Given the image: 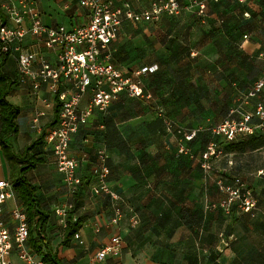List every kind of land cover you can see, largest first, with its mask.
Returning <instances> with one entry per match:
<instances>
[{
	"label": "crops",
	"instance_id": "1",
	"mask_svg": "<svg viewBox=\"0 0 264 264\" xmlns=\"http://www.w3.org/2000/svg\"><path fill=\"white\" fill-rule=\"evenodd\" d=\"M79 1L36 0V3L47 26L63 25L70 29L89 20V11L80 6ZM125 1L141 11L152 0ZM190 14L193 16L181 28L168 24L173 20L181 21L184 13L175 19L165 16L157 23L126 21L110 44L108 52L113 62L127 76H135L141 69L152 66H156L157 70L141 75V78L144 76L142 86L145 95L149 97L139 99L121 94L107 111L128 143L129 152L106 146L103 117L99 114L93 115L88 124L73 136L71 153L79 160L77 173L83 181L82 190L75 193L83 195L77 199L80 206L75 205L74 194L65 186L52 152L40 164H53L55 178L43 176L35 168L26 173L32 184L37 186L42 205L51 213L44 228L45 242H49L52 252L57 254L62 264L112 263L110 257L97 262L95 255L115 233L121 234L124 241L118 264H260L259 261L264 260L258 250L254 220L249 214H237L232 233L226 214L218 206L219 193L215 186L218 174L207 177L190 158L174 155L176 134L164 125L165 118H172L176 128L215 124L209 117L213 95L219 92L216 88L213 90L212 78L226 89L221 96L223 102L230 100V105L241 95L240 80L227 74V63L222 57L219 42L212 39L213 32L204 26L199 27L196 14ZM42 41L43 37L27 36L25 45L30 50H40L52 61L56 60L57 52L47 50ZM246 51L255 52L256 45L246 46ZM16 58L14 54L1 65L6 71H13V74L7 73L15 77L16 82L7 99L21 109L17 119L19 132L0 139V179H11L12 182L16 171L11 170L9 163H13L11 160L18 158L29 145L28 133L36 125L54 118L57 105L53 104L54 96L45 88L35 93L29 83H19ZM213 67L216 68L210 74ZM183 71L187 75L181 84L175 74ZM251 84L246 87V93ZM197 87H202L198 93ZM45 100L52 105L47 107ZM38 109H45L47 114L37 124L33 117ZM93 128L101 135H87ZM11 139L14 152L10 151ZM44 148L49 149L47 144ZM100 148H105L109 155V184L122 197L125 211L119 225L110 224L114 214L112 199L93 192L96 177L91 166ZM129 161H133L134 166L128 165ZM259 189L255 192L257 211H261L264 205V190ZM67 200L74 203V221L79 222L78 233L84 241L82 245L74 237L70 246L62 244L64 237L60 234L57 225L59 217L54 209ZM17 206L25 209L13 188V195L4 206V217L11 229L15 225L11 211ZM135 215L139 223L137 227L130 228L131 218ZM29 245L36 257L43 260L47 253L45 244H38L40 252L37 251L39 248L33 247L32 241ZM11 259L14 264H25L16 253Z\"/></svg>",
	"mask_w": 264,
	"mask_h": 264
},
{
	"label": "built area",
	"instance_id": "2",
	"mask_svg": "<svg viewBox=\"0 0 264 264\" xmlns=\"http://www.w3.org/2000/svg\"><path fill=\"white\" fill-rule=\"evenodd\" d=\"M208 1L189 0L190 5H186L185 0H159L137 11L128 1L80 0V6L89 11V20L69 29L63 25L47 26L36 0H0V65L16 54L19 83H29L35 93L45 88L54 96L53 104H60L58 121L46 131L44 140L51 148L57 170L62 174L64 184L71 194L80 190L82 184L77 173L79 160L71 153L73 136L88 124L95 112L106 113L121 92L139 99L149 97L144 93L141 75L155 71L157 67L143 68L135 76H127L115 66L108 52L124 22H158L163 14L177 15L192 7H196L197 14L203 16ZM236 1L245 3L248 0ZM27 36L43 37V46L57 52L56 60L52 61L40 50L28 49L25 45ZM260 59L263 62L260 77L253 82L247 93L236 98L228 116L211 129L214 137L198 158L207 176L214 172L216 162L224 156L221 141L234 142L257 131L264 132V51L260 53ZM45 102L47 107L52 105V102ZM46 114L45 109H38L33 117L34 123H40ZM167 127H171L169 122ZM198 130L180 131L183 136L179 139L180 154H191L186 142L192 141ZM107 160V150L98 149L97 166L93 169L97 183L93 192L112 199L114 214L110 224L119 225L123 216L119 203L121 196L109 184L111 170ZM258 174L264 179L263 169ZM215 184L221 193L219 204L226 213L234 206L243 213H250L257 208L258 201L253 190L241 179L229 181L221 175L215 179ZM12 195V183L0 179V264H14L11 259L13 253L25 264H46L30 248V230L25 209L19 206L12 209L15 223L13 229L4 217V206ZM73 209L74 203L69 200L54 209L64 227ZM131 222L136 225L137 218L133 217ZM75 238L79 243H84L78 232ZM123 243L122 235L115 233L109 243L98 249L95 260L103 262L110 257L113 259L110 264H118Z\"/></svg>",
	"mask_w": 264,
	"mask_h": 264
},
{
	"label": "rangeland",
	"instance_id": "3",
	"mask_svg": "<svg viewBox=\"0 0 264 264\" xmlns=\"http://www.w3.org/2000/svg\"><path fill=\"white\" fill-rule=\"evenodd\" d=\"M187 14L188 13H184V18L181 21L173 20L170 21L168 25L175 26L176 28L185 27L184 25H186L187 20L190 18V16H193L190 13V15ZM195 17L197 19V22L200 23L197 24L199 27L204 26L207 28V30L213 32L212 39L216 43L219 42L218 45L221 46L222 57L227 63V74L229 76H233L235 79L240 80L239 85L242 86V89L239 92L241 95H244L246 93V87H248L250 83L254 82L257 79L262 67L259 59V52L264 49V0H249L244 4H235L229 7L213 6L211 8V14L208 18L203 19L198 15H195ZM245 35H248V38H245ZM250 45H256L255 52L247 53L246 46L249 47ZM216 67H213L211 69L210 74L214 72V69ZM7 72L13 74V71H6L3 66L0 67V73H2V75L7 78L9 77L10 79H12L11 81L14 82L15 77L12 78ZM212 86L213 90L216 88L219 93H214L213 95V108L212 114L209 119L212 123H216L224 115L225 109L227 108L228 103H230V100H227L226 102L222 101L221 96L224 94L223 91L226 89L223 85H219L218 83H216L214 78H212ZM200 88L197 87V93L201 91ZM234 91L235 90H233L232 92ZM115 107H117V105H115ZM52 120L53 117H51L44 124L40 123L36 125L34 129L28 133L29 136L27 137V142L30 141V143H32L33 141H35L39 137L41 132H45L47 130L49 126L48 124L51 123ZM94 134L97 136L101 135L100 132H98L94 128L92 131H89L87 135ZM11 140L10 151L14 152L15 150L13 147V139ZM77 148L78 144L76 143L75 149ZM37 149L40 150L41 145L38 146ZM227 157L232 158L234 160V163L230 164V161L227 164L224 159L220 162H217V168L223 169L219 171L220 173L225 172L227 174L226 178H228L229 180H232L234 178L241 179L254 192H257L259 188H262L261 191L264 190V179L261 175L258 174L259 170H264V138H241L231 147L229 153H227ZM11 161H13V163L9 164L12 171H16L17 167L21 164H26L20 157ZM128 165L134 166V162L129 161ZM35 171L41 172L43 176L47 175L50 178H55L56 170L53 164L50 165V163L48 162L38 164L35 167ZM219 172L216 174L219 175ZM10 181L12 182L11 179ZM80 196L83 195H72L75 205L80 204L77 201ZM257 208L252 212L246 214H249L250 219L254 220L255 222L254 225L256 226L255 229L257 235L258 250L260 252V255L264 256V205L261 211H257ZM236 218V213L235 215H233V217L229 216L227 218L228 228L232 230L233 234L235 230L234 228ZM57 225L59 226L58 228L60 230V234H63L64 237L65 227H63V225L59 223L58 219ZM74 239L76 240L75 236ZM78 244L82 245L81 243H79V241ZM262 262H264L263 259L259 261L260 264H262Z\"/></svg>",
	"mask_w": 264,
	"mask_h": 264
},
{
	"label": "trees",
	"instance_id": "4",
	"mask_svg": "<svg viewBox=\"0 0 264 264\" xmlns=\"http://www.w3.org/2000/svg\"><path fill=\"white\" fill-rule=\"evenodd\" d=\"M154 1H159V0H152L151 3L149 4V6ZM248 1H246V2H248ZM184 4L190 5L189 0H185ZM235 4H244V3H239L236 0H219V1L210 0V1L207 2V9H206L205 14L203 16L197 14V8L196 7H192L190 9H188V10H183L180 14H177V15L163 14L158 22L162 21V19L165 16H169V17L175 19L176 17L182 15L185 12L196 14V15L200 16L201 18L205 19V18H208L210 16L211 8L213 6L229 7V6H232V5H235ZM142 23H157V22H142ZM245 36H248V35H245ZM263 51H264V49L259 52V59H260V53L263 52ZM112 62H113V60H112ZM260 62H261L262 67H263V62L261 61V59H260ZM4 63H5V60L1 63V65H3ZM115 66H116V64H115ZM262 67H261V71H260V74H259L258 77H260V75H261ZM186 75H187V73L186 72L184 73V71L175 74L177 81H179V83H181V84L184 83V81H185L184 77ZM141 82H142V78H141ZM14 84H15V82H12L11 80H9V77L7 78V77L3 76L2 73H0V122H1L0 139L1 138H6V137L14 135V134H17L19 132V126L17 124V119L19 118V116L21 114V109L17 105L11 103L7 99V97L11 94V91H12V88H13ZM142 84H143V82H142ZM252 84H253V82H252ZM143 86H144V84H143ZM143 89H144V87H143ZM144 93L146 94L145 89H144ZM121 94L128 95L126 92H121L118 96H120ZM235 100H233L230 105L228 103V105H229L228 109H227L225 115L222 117V119L219 122H216L215 124H212V125L207 126V127L198 126V127H194V128H184V127L176 128L175 127V122H174V120L172 118H165L164 119L165 127L167 129L174 130V132L176 134V138H177V143H176V146L174 148L175 149L174 150V155L187 156L188 158L191 159V161H193L197 165L198 168H200V170L204 173V175L207 176L205 174V172L202 170L198 158H199L200 154L205 150L207 144L214 137L213 133L211 131L212 127L217 125V124H219L220 122H222L228 116V113H229L231 107L235 103ZM59 109H60V104L57 103V105L55 106V110H54L53 121L49 124V126L55 125L56 122L58 121ZM95 114H99V116L101 118L103 117V122L102 123H103V127H104V132H105L104 140H105L106 146L108 148H112L113 147V148H118L121 151L129 152V149H130L129 145L126 142V140L121 136V134L118 131L117 127L114 125L115 122H114V119L112 118V116H110V115L108 116V112H106V113L95 112L94 115ZM167 122L170 123V125H171L170 128L167 127ZM189 129H199L197 134H196V136H195V138L192 141L186 142L187 146L191 149V154H180L178 152L179 139L183 137L182 134L180 133V131L181 130H183V131L184 130H189ZM45 135H46V131L45 132L44 131L41 132L39 137L35 141H33L32 143L27 145L24 148V150L19 154V157L26 164L25 165L21 164L20 166L17 167L16 173L14 175V179H13L12 183H13V188H14L15 192H17L18 197L20 198V200L23 203V206L26 209L25 211H26L27 216H28V223H29V230H30L29 241L33 242V247L34 248H37L39 243L43 242V244H45L47 253L44 256L43 261L46 264H62L59 261V259L57 258V254L52 252V249H51V246H50L49 242L48 243L45 242L47 240H46L45 235H44L45 234L44 228H45V225H46V223L48 222V220L50 218L51 213L48 211V209H45L44 206L42 205V203L40 201V197L37 194V192H38L37 186L33 185L32 182L30 181V179L26 176V173L29 172L30 169H33L38 164L42 163L43 158L45 159L47 154L52 152L51 148H49L47 150H45V148H44L45 145H46V142L44 140ZM243 137H261V138H264V132L257 131L256 133H254L252 135H249V136L246 135V136H243ZM243 137H241V138H243ZM241 138H239L238 140H240ZM238 140H236L234 142H222V141L220 142L222 147L224 148V152L225 153H224L223 158L219 159L217 162H220L221 160L224 159L227 164L230 161L232 162V164L234 163V160L232 158H228L227 157V153H229L231 147ZM40 145H41V149L38 150L37 148ZM193 154H194V156L192 158L191 155H193ZM94 159H95V162L91 166L92 171H93L94 167L97 166V151L95 153V158ZM217 162H216V165H217ZM107 164L110 167V165H109V155H108ZM216 165H215L216 169L214 170V172L212 174L218 173L222 169V168L221 169L217 168ZM110 170H111V167H110ZM110 175H111V173H110ZM221 175L224 176L225 178L227 177V174L225 172H223V173L219 172V175H217V177L221 176ZM226 179L229 180L228 178H226ZM229 181H231V180H229ZM96 183H97V179H96L95 184ZM82 186H83V181H82V184H81L79 192L82 190ZM215 186H216V184H215ZM216 189L218 190V193H219V196H220L219 197V201H218V203H219L220 202V198H221V193L219 192V189H218L217 186H216ZM254 194H255V192H254ZM119 195L121 196L120 193H119ZM106 197L110 198L109 196H106ZM121 201H122V197H121V200H119V203L122 206L123 214H124L125 210H124V206H123ZM218 206L226 214L227 218L229 216L233 217V215H235V213L239 214V215L243 214V212L238 210L235 206L230 210L229 213H226V211L220 206V204H218ZM133 217L137 218V223H136V225H132V222H130V226H129L130 228L137 227V225L139 223L138 216L135 215ZM78 230H79V222L78 221L77 222L74 221V211L72 210V211H70V213H69V215L67 217V224H66V227H65L64 239H63L62 244L65 245V246H70L71 239H72V237L75 236V234L78 232ZM37 251L40 252L41 249L39 248Z\"/></svg>",
	"mask_w": 264,
	"mask_h": 264
}]
</instances>
